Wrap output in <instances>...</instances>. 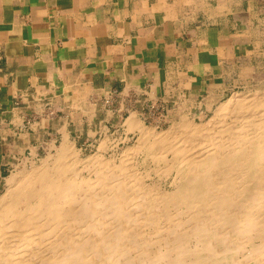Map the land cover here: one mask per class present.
I'll use <instances>...</instances> for the list:
<instances>
[{"label":"bare ground","instance_id":"obj_1","mask_svg":"<svg viewBox=\"0 0 264 264\" xmlns=\"http://www.w3.org/2000/svg\"><path fill=\"white\" fill-rule=\"evenodd\" d=\"M125 126L139 135L118 169L95 154V177L80 173L66 137L7 177L0 264H264V90L200 124L185 114L158 130L133 112ZM162 162L165 184L141 171Z\"/></svg>","mask_w":264,"mask_h":264},{"label":"crops","instance_id":"obj_2","mask_svg":"<svg viewBox=\"0 0 264 264\" xmlns=\"http://www.w3.org/2000/svg\"><path fill=\"white\" fill-rule=\"evenodd\" d=\"M262 81L264 0H0V183L71 122L126 139Z\"/></svg>","mask_w":264,"mask_h":264},{"label":"rangeland","instance_id":"obj_3","mask_svg":"<svg viewBox=\"0 0 264 264\" xmlns=\"http://www.w3.org/2000/svg\"><path fill=\"white\" fill-rule=\"evenodd\" d=\"M260 89L264 90V82L263 81L257 85L252 86L251 88H242L238 91H235L230 96L232 97V95H234V94H242V93H248V92H252V91L255 92V91L260 90ZM230 96L227 97L222 102H225L226 100H228L230 98ZM215 109H216V107L211 109L207 113L181 111V112H178L174 117H168V119L165 121H163V113L161 112V110H158L159 114H156V115L158 117L160 116L161 120L158 122H155L154 120L148 118L147 123H145V124H147L148 126L156 127L158 130H162V129L168 128L172 123L179 121L181 119V117H183L185 114H186V117H189V119H191L192 121L200 124V123L207 122L208 120H210L212 118V116H214ZM126 113H128V112H126ZM127 118L128 117H126V116L123 118L121 125L125 126V121ZM107 125H108V123H107ZM70 127L72 128L73 131L71 132V136L68 138L70 141L73 142L76 150L79 153L81 160L85 161L87 159L86 161H90V163H91L93 161V159L90 157L95 155V154H100V155H103V156L107 157L108 159H110L111 162L113 164H115V166L113 165L115 167V169L119 168L118 165L120 164V158L123 155L122 153L125 151L126 147L134 145L136 143L138 135H139V133H137L135 135H132L130 138L116 140L115 138L111 137L110 135L103 136V135L98 134L94 139H91L88 137H86V138L78 137L76 134L77 133V131H76L77 126L75 124H73V122H71ZM110 128H111V131L114 129V127H112V126H110ZM104 140L107 141V145H106V147L102 148L100 144ZM60 141H61L60 139L58 141L52 140L50 143L48 142V144L43 145L42 147H40V149H38V152L36 153L35 158L29 159V161H27V159H26V158L31 157L29 154L18 155L19 163H17L13 168H11L9 171L6 172L5 178L0 183V194H2L5 191V189L7 188L6 179L10 174L13 173V171L19 172L24 167L28 166L27 168H29L30 166H32V164L41 163V161H43L45 158L55 155L57 148L60 145ZM46 155H47V157H46ZM140 158H141V156L140 157L138 155L134 156L135 162H137L138 159H140ZM86 161L81 162L80 168H82V169H81L80 173H82L84 175L90 174L93 177H95L96 172L94 171L95 169H93L95 167V165L92 164L91 168L84 169L85 168L84 164L86 163ZM162 163H161V165L150 163L146 167H143L141 169V171H143L142 172L143 174H146L149 171L152 174L153 178L154 179L156 178L157 182L165 184L166 181L171 180V176L167 175V173H165V171L162 170L163 167L165 166L164 163L163 164ZM157 165H158V167H157ZM146 168H148V171L146 170ZM90 170H92V172H90ZM257 242H260V238L255 239L253 243L256 244ZM251 246H252V244H250L248 246V248H250Z\"/></svg>","mask_w":264,"mask_h":264},{"label":"built area","instance_id":"obj_4","mask_svg":"<svg viewBox=\"0 0 264 264\" xmlns=\"http://www.w3.org/2000/svg\"><path fill=\"white\" fill-rule=\"evenodd\" d=\"M106 102H107V103H111V102H112V99H107ZM152 108H153V109H156L157 111H158V110H161V112L163 113V121H165V120L168 119V117L165 116V114H164V113L166 112V110L164 109L165 107H163V106H161V105H159V106L153 105Z\"/></svg>","mask_w":264,"mask_h":264}]
</instances>
